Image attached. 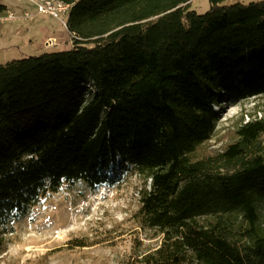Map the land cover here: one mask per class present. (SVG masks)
Masks as SVG:
<instances>
[{
	"label": "trees",
	"instance_id": "16d2710c",
	"mask_svg": "<svg viewBox=\"0 0 264 264\" xmlns=\"http://www.w3.org/2000/svg\"><path fill=\"white\" fill-rule=\"evenodd\" d=\"M62 1L74 47L0 64V251L10 223L119 159L150 181L139 216L162 236L134 264H264V119L193 158L215 106L264 97V0Z\"/></svg>",
	"mask_w": 264,
	"mask_h": 264
},
{
	"label": "rangeland",
	"instance_id": "374dc122",
	"mask_svg": "<svg viewBox=\"0 0 264 264\" xmlns=\"http://www.w3.org/2000/svg\"><path fill=\"white\" fill-rule=\"evenodd\" d=\"M263 0H227L250 4ZM0 16V61L67 51L74 40L64 22L35 13L15 0ZM191 10L203 14L209 0H193ZM29 13V18L25 13ZM219 120L209 139L199 145L194 159L214 156L237 141V131L248 121L264 119V97L215 106ZM264 145V137L262 138ZM108 183L90 189L82 182L64 183L25 216L10 223L0 251V264H134L137 257L156 249L162 236L141 223V197L150 181L117 159L106 172ZM264 236V213L257 226Z\"/></svg>",
	"mask_w": 264,
	"mask_h": 264
},
{
	"label": "built area",
	"instance_id": "2783aa9c",
	"mask_svg": "<svg viewBox=\"0 0 264 264\" xmlns=\"http://www.w3.org/2000/svg\"><path fill=\"white\" fill-rule=\"evenodd\" d=\"M17 3L31 6L35 13L40 16H47L60 22H64V14L68 7L61 6V0H15ZM72 7V6H71ZM29 18V13L24 12Z\"/></svg>",
	"mask_w": 264,
	"mask_h": 264
},
{
	"label": "bare ground",
	"instance_id": "6f19581e",
	"mask_svg": "<svg viewBox=\"0 0 264 264\" xmlns=\"http://www.w3.org/2000/svg\"><path fill=\"white\" fill-rule=\"evenodd\" d=\"M61 6L62 7H68L65 14H64V20L69 16L70 10H71V5L70 4H66L65 2H63L61 0ZM67 24V23H66Z\"/></svg>",
	"mask_w": 264,
	"mask_h": 264
},
{
	"label": "crops",
	"instance_id": "0c3cea01",
	"mask_svg": "<svg viewBox=\"0 0 264 264\" xmlns=\"http://www.w3.org/2000/svg\"><path fill=\"white\" fill-rule=\"evenodd\" d=\"M5 6H7L8 8H11L10 5H5ZM6 13H7V12H6ZM6 62H10V61H6ZM0 64H5V63H3V62L0 61Z\"/></svg>",
	"mask_w": 264,
	"mask_h": 264
}]
</instances>
